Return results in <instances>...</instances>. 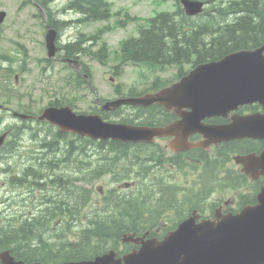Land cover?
Listing matches in <instances>:
<instances>
[{
  "label": "water",
  "instance_id": "obj_1",
  "mask_svg": "<svg viewBox=\"0 0 264 264\" xmlns=\"http://www.w3.org/2000/svg\"><path fill=\"white\" fill-rule=\"evenodd\" d=\"M188 14L202 11V2L182 0ZM4 12H0V21ZM55 32L47 31L46 46L49 54L54 50ZM264 47L229 53L221 59L202 63L186 76L157 93L145 95L128 102L158 104L182 113L171 127L188 135L199 130L205 138L204 145L236 137L251 136L264 139V114L234 117L227 125H202L197 122L212 112L226 115L238 104L257 101L264 109ZM183 108H189L183 112ZM46 116L63 128L71 129L92 139L151 142L155 134H171L169 130H156L149 126L108 124L94 115H76L68 106L46 109ZM243 118V119H242ZM176 137L182 136L177 132ZM182 136V137H183ZM198 142L196 145H201ZM193 145V144H192ZM247 171L261 168L264 172V152L240 158ZM123 240H131L124 236ZM141 242L138 251L114 258V253L96 257L93 261L65 264H263L264 263V186L257 195V204L245 206L238 213L223 215L220 219L205 220L196 224L193 218L180 223L163 240L134 239ZM5 264H23L14 261L9 251L0 254ZM5 259V261L3 260Z\"/></svg>",
  "mask_w": 264,
  "mask_h": 264
},
{
  "label": "trees",
  "instance_id": "obj_2",
  "mask_svg": "<svg viewBox=\"0 0 264 264\" xmlns=\"http://www.w3.org/2000/svg\"><path fill=\"white\" fill-rule=\"evenodd\" d=\"M205 1L210 4L209 9L196 17L185 15L183 10L179 8L172 12L161 11L149 19L147 25H144L145 27L139 28L138 38H129L122 42L121 52L123 60L136 62L150 61L160 66L171 62H203L216 60L230 52L249 47H257L264 43V0ZM69 7L90 18L103 19L109 13V5L105 0H71ZM75 47L76 45H70L68 52H71V49ZM6 72L9 73L11 70L6 69ZM59 104L60 102L58 100L54 103V105ZM125 110L126 108L122 107L120 114L116 112L118 115L115 117H118L123 122L132 121L135 123L150 124L159 115L150 106L134 107L131 108V112L126 113ZM66 135L68 136V134L59 132L51 125L43 128L42 137L37 136L43 158L39 159L40 167L33 169L36 172L32 171L35 179L40 180L42 177L44 180L40 185L51 183V179H53V182L63 187V190L57 191V198L63 201V204L60 202L57 207L53 208L54 212H57V217L63 216L62 219L64 221L67 215L73 218L80 215V207L86 202V197L82 189L77 190L76 185H74V192L67 189V182L61 179L62 175L55 173L57 167L55 159H57L58 163L59 158H62L64 162L75 159L71 167L74 180L82 178L83 169L81 167L84 164H90L92 162V166L89 169L91 173L115 172L113 168L117 167L122 171L121 176L127 177L128 166L136 160H141L139 157L140 153L138 152L141 148H135L131 145L127 148L125 146L126 144L112 140L90 141L86 137L78 136H74L73 140L68 141ZM233 143L228 142L225 145L231 146ZM13 148H15V144L9 142L7 150L11 152ZM88 153L94 156H90ZM224 154V150L218 151L217 155L219 157L214 159L212 163L219 160ZM96 160L98 162H93ZM11 184H17L12 177ZM121 202L122 199L114 203L118 205ZM104 204L108 206L105 202ZM122 205V216L127 218L126 215H128L131 219L125 226L122 227L120 223L113 220L116 218L114 211L108 216L110 218L108 221L89 226L88 230L90 234L97 237L100 246H103L105 242L113 240L115 236L118 237L120 232L128 231L126 228L131 226L132 222L139 224L147 220L142 219L138 212L133 214L138 207V204L134 201L123 203ZM48 218L52 219L51 214H48ZM39 235L42 237L40 231L37 229L36 221L33 223V221L26 222L25 219L16 220L14 215L11 219L6 220V228L0 224V248H10L12 244L21 245V249L24 251L17 253L16 256L18 258L25 256L27 259L36 257L52 259L59 252H66L76 258L82 256L87 257L96 249L91 246L89 237L82 245L81 240L68 242L65 239V235H59L57 233L56 239L58 243L56 246L54 243L51 244L50 247L48 246L49 249L46 250L45 246L31 243ZM52 249H56V253H53L51 251ZM104 250L103 248L102 252Z\"/></svg>",
  "mask_w": 264,
  "mask_h": 264
},
{
  "label": "rangeland",
  "instance_id": "obj_3",
  "mask_svg": "<svg viewBox=\"0 0 264 264\" xmlns=\"http://www.w3.org/2000/svg\"><path fill=\"white\" fill-rule=\"evenodd\" d=\"M66 1L67 0H48V6L51 7L55 17L60 19H71L73 17L71 13L61 11V8L64 6ZM108 1H110L112 10L128 8L131 10L133 15L145 14L150 16L161 10L173 9L172 4L164 2L163 0ZM1 9L6 11V22L0 27V50L2 48H8L11 50L18 42L25 44L29 53V57L26 58V62L24 64L25 71H22L21 73L18 72L16 75V82L13 86L15 95L13 97L8 96L5 98L7 101L6 107L10 111L16 113H18L23 107L25 110H28L27 107H29L32 111H36L41 105L47 104L50 99L54 98L53 93L61 89L63 79L70 81L76 69L73 63L69 64V68H66L60 61L55 60L56 63L54 70L51 71L44 66V62L39 60L46 55V50L43 44L45 21L43 18L37 16V9L33 5L24 2V0H0V10ZM113 18L115 17L111 16L107 21H103V24L95 22L90 23L87 27H81L78 28V30L75 29L74 26L70 28L71 24L67 25V27H63L61 30L63 42H67L69 39L74 37L78 31L85 32L82 45H84L89 51L91 50L90 52L85 51V53L80 54L78 58L73 59L77 65L78 73L80 75H86L89 85L87 87L80 88L77 91H74L70 87H64L65 94H62L65 98L63 102L69 103L71 99L72 101L68 105L72 106L79 112H90L91 110L98 108L100 106L99 102H104L105 100L114 97L117 90L125 92L134 88V86L138 90H141L144 87L149 86L157 78L154 74H137L136 70L131 67L126 68L120 76L114 75L112 69L109 71L107 70L108 67L117 60L116 50L123 32L120 31V29H116L109 31L106 34V39L111 47L110 57L102 52H95V50L99 48V45L92 43L91 40H89V36L91 33L93 34L95 32L97 27L113 24L115 22L113 21ZM134 27L137 28L136 25H134ZM69 70L71 71L69 72ZM146 70L149 73L153 71L149 68H146ZM158 76L161 79L164 78V74L162 73H158ZM3 87L4 86L0 77V92H2ZM62 96L58 97V99H61ZM0 102L5 101L2 98ZM104 114L110 115L107 111H104ZM10 122L17 124L18 120H10ZM35 130L36 129L34 128H25L22 130V133L17 138V144H15V148H13L12 153H9L6 156L7 160L4 159L2 161V164L8 167L1 172L0 187L6 185V183L2 184L3 182H6V174L13 170L15 173L12 174L11 177L18 184L19 192L23 194L21 196L30 198L36 203L37 207L41 209L38 216L34 217L33 214L32 216L33 218L38 217L37 220L39 222V226L45 234L39 245L43 247L45 246V249L47 250L51 246V242L57 241L52 234V231L55 229V223H50L48 214H52L54 212L53 207H57L60 202L63 204V201H60L59 198L52 200L50 197V190H48L44 195L38 184L27 176L24 178L21 176L20 164L24 165L26 162H37L39 159L43 158L42 150L38 145L40 144L38 137H42L43 131L41 130L35 133ZM87 148L89 149V147ZM88 155L94 156L91 153H88ZM74 162L75 159H70L67 162H59L57 171L61 172L64 168V174L62 177H65L66 175L70 176L71 167ZM93 162L96 163L98 161L96 160ZM230 165L233 166L229 163V165H226L225 168L230 169ZM91 166L92 162L90 164L82 165L81 169H83L84 172L89 170ZM187 167L195 171V167L191 164L187 163ZM116 169L117 167L113 168L114 171ZM207 172L208 169L202 177L204 181H207ZM62 177L61 179H63ZM105 180L109 182V178L105 176L102 177L100 181L95 183L93 187L107 186ZM193 190L194 186L191 188V196H193ZM233 191L234 190H218L211 195L210 201L222 199L224 196H232L234 194ZM167 194L169 195V193ZM201 202L204 203V199H200V203ZM23 205L20 204V208H22ZM13 211L16 212L14 209ZM64 230L65 226L63 225L59 228V233L62 235ZM73 239L74 238L71 237V240Z\"/></svg>",
  "mask_w": 264,
  "mask_h": 264
},
{
  "label": "flooded vegetation",
  "instance_id": "obj_4",
  "mask_svg": "<svg viewBox=\"0 0 264 264\" xmlns=\"http://www.w3.org/2000/svg\"><path fill=\"white\" fill-rule=\"evenodd\" d=\"M169 113V115L171 116V117H174V114L172 113V112H168ZM228 117H226V118H215V119H210L209 121H212V122H214V121H221V122H227V119ZM190 139L191 140H196V139H198V137H197V135H192L191 137H190ZM248 141H251V140H236L235 142H237L238 144H240V145H246V144H249V142ZM178 154H181L182 155V157H183V162L185 161V156H186V152H178ZM181 160V158H179V161ZM196 161H198L199 163L201 162L200 160H198V159H196ZM173 177H174V179L175 178H177V177H182V178H184V179H186V177H187V175L185 174V173H175L174 175H173ZM263 179V176L262 175H260L259 177H258V180H262ZM6 182H3L2 184H5ZM228 201V203H227V206H229L230 208H237L238 206H239V203H240V197L238 196L237 198H230L229 200H227ZM227 208V207H226ZM208 216H211L210 214H207ZM13 245V244H12ZM21 245L19 246V245H13V248H14V251L12 250V252H13V254H15V256L17 255V253H22L24 250L23 249H21ZM17 257V256H16ZM38 258V257H37ZM33 258H28L27 259V261H29V260H32ZM41 259V258H40ZM43 260V259H42Z\"/></svg>",
  "mask_w": 264,
  "mask_h": 264
},
{
  "label": "bare ground",
  "instance_id": "obj_5",
  "mask_svg": "<svg viewBox=\"0 0 264 264\" xmlns=\"http://www.w3.org/2000/svg\"><path fill=\"white\" fill-rule=\"evenodd\" d=\"M220 1H221V0H220ZM217 2H218V1H217ZM212 5H214V4H212ZM214 6H215V5H214ZM99 145H100V144H99ZM99 145H98V146H99ZM102 146H103V145H102ZM102 146H101V147H102ZM103 147H104V146H103ZM104 148H105V147H104ZM99 149H100V148H99ZM6 160H7V159H6ZM9 161H10V160H9ZM5 162H8V161H5ZM8 163H10V162H8ZM9 165H11V164H9ZM7 167H8V166H7ZM6 169H7V168H6ZM6 172H7V171H6ZM140 177L144 178V176H140ZM70 178H71V177H70ZM40 218H41V217H40ZM42 219H43V218H42ZM14 226H15V225H14ZM8 228H9V227H8ZM11 228H12V227H11Z\"/></svg>",
  "mask_w": 264,
  "mask_h": 264
}]
</instances>
